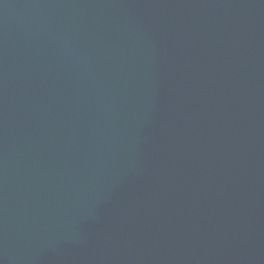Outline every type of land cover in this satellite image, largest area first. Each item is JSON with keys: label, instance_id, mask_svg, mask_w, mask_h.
<instances>
[{"label": "water", "instance_id": "obj_1", "mask_svg": "<svg viewBox=\"0 0 264 264\" xmlns=\"http://www.w3.org/2000/svg\"><path fill=\"white\" fill-rule=\"evenodd\" d=\"M0 264H264V0H0Z\"/></svg>", "mask_w": 264, "mask_h": 264}]
</instances>
